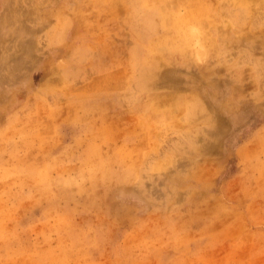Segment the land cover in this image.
<instances>
[{
  "label": "rangeland",
  "instance_id": "rangeland-1",
  "mask_svg": "<svg viewBox=\"0 0 264 264\" xmlns=\"http://www.w3.org/2000/svg\"><path fill=\"white\" fill-rule=\"evenodd\" d=\"M0 264H264V0H0Z\"/></svg>",
  "mask_w": 264,
  "mask_h": 264
}]
</instances>
